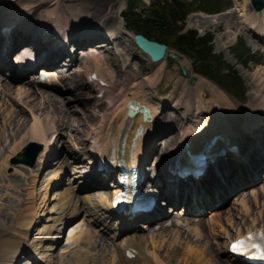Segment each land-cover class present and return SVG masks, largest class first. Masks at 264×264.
<instances>
[{"label":"rangeland","instance_id":"374dc122","mask_svg":"<svg viewBox=\"0 0 264 264\" xmlns=\"http://www.w3.org/2000/svg\"><path fill=\"white\" fill-rule=\"evenodd\" d=\"M50 1L51 0H0V9H4L5 7L12 11V9L20 5H27L28 3L34 2L31 6L32 10L30 13L34 11L37 13L38 7L39 13L42 15L43 13L46 14L50 12L52 8L50 3L53 1L59 5V11L62 15L60 17L66 21V24L64 23L65 26L71 28L74 22H84L88 24V27L92 29L94 34L98 29L99 33L102 32V38L105 37L106 39L101 38L96 42L84 43L83 48L77 49L75 46L73 49L71 48L70 57L76 54V60L69 66H58V70H62V72L60 71L58 74L63 78V81L36 84V82H34L35 74H30L23 82H16L5 78L0 73V230L1 228L10 227L14 220V212H22L23 208L32 205L33 202L31 198L33 197L37 214L33 215L35 224L31 228L27 242L30 247L33 248L35 244L42 241L40 252L42 251L41 253L45 256L50 254V251L46 249L51 245L50 237L47 236L45 227L50 226L52 223L51 221L56 217V208L53 206L55 203V194L67 188L75 189L76 191L80 184L79 180L74 177L77 173L71 168L70 171L64 170L61 172V169L55 164H48L40 169L36 163L33 167L13 165L10 163L13 157L12 155L8 157V166H5L2 165L3 159L7 154H10V152H7L6 155H3V152L5 147L9 145L10 147L18 146V142H21L23 139H28L27 134L29 133L31 119L33 116H37L43 122L42 124H44V126L47 125L49 128L44 140L41 141L42 150L45 147L43 142L50 140L45 152L52 153L54 150L55 153H58L54 161H58L66 156L64 148L67 147V149L80 152L78 156L82 159V162L76 163L72 161L70 165L85 164V162L86 164L87 162L89 163L87 160L89 156L87 152L89 147L87 140L88 131L92 127L97 126L105 111H111V104L108 103L106 98H102L96 93L97 88L90 82L86 85L85 77L87 74L95 72L93 67L90 66V61L92 62L96 59V64L101 65L102 68L105 69L107 73L106 78L109 83L111 82L118 96L126 90L125 94L128 97L134 95V98L137 97L141 99L143 97L148 101V105L150 106L151 104L158 112L166 107L167 111L159 115L161 119H158L161 122L158 126L168 131L163 137L156 136L154 140L156 143L153 141L154 146L157 145L161 150L160 152L157 151L151 154L147 162V167L151 166L152 161L155 163L157 158V162H159L161 160L159 158L166 154L170 146H165V140H168L169 137H173L178 144V142L182 140L181 133L183 130H189L190 127L195 128L203 123H210L213 121L214 116L211 113H213L212 108H215L214 106L216 104L219 105L220 112H224L225 114L228 113V117L232 118L236 123L239 122V119H242L241 115L244 113V119L262 115L263 121L260 125H264V37H258L254 32L255 27L248 26V23L245 21V19L250 16L253 18L252 14H248L251 10L249 4L250 0H230V8L223 12L226 13L231 10V14L228 13L230 15L228 18L231 23L230 29H227V21L219 23L216 26H203V21H201L200 18L192 19L198 26H190L189 17L192 16V14L186 18L184 23L185 30H195L199 35L207 32L213 35L212 43L214 53H220L225 63L233 66L240 76L244 91L239 97L234 95L233 92H228L214 82L194 73L191 67V60L180 55L173 49H168L167 56L164 60L159 63H150L135 47L132 39L133 33L125 30L120 19L121 13L127 11L126 0ZM10 17H12L11 13ZM73 30L78 31L76 28H73ZM94 34H90L88 37H96ZM240 39L249 49V54L253 56L254 60L259 61V64H255L254 61H251L244 66L238 61L231 51V48ZM101 44H103V46H101ZM170 55L175 56L176 60L171 58ZM87 63L89 64L87 65ZM182 69L185 71V74H182ZM188 78L192 79L191 85L187 83ZM3 84L8 85V89L1 87ZM53 85L56 87H53ZM124 85L128 88L124 87ZM21 86H24V88ZM79 86L81 88H78ZM20 89L24 91L23 94L16 95V92ZM129 89H131V91L127 92ZM26 92H29L32 96L28 95L27 97V95H25L27 94ZM75 96L80 99L81 103H73L74 101L72 100H75ZM113 101L115 104L119 103L117 99ZM249 107L252 109V112L246 113L247 109L250 110ZM242 110H245V112H241ZM11 116H16L14 124H9ZM164 116L168 117V120ZM63 118L66 120V125L71 131L69 135L64 133L65 130H63V128L60 129L61 126L59 125L62 124ZM17 122L19 126L16 125ZM22 122H24V126H21ZM171 123L172 125H170ZM173 125H176V127ZM211 125L213 128L216 126L214 123ZM15 127L16 129H13ZM17 128L19 130H17ZM244 133L246 132L244 131L242 134ZM14 134L15 140L12 141V135ZM28 143L29 140L27 143L25 141L23 146ZM16 153L13 155L15 156ZM70 159L73 160L72 158H69V160ZM88 165H86V167ZM49 173H52V175ZM260 175H262V178L259 182L232 194L220 208H217L219 213H221V218L218 223H221L220 225L224 228V232L219 228H215L211 234H208V219L211 215L210 213L217 209L209 211L203 218H200L203 219V221H201V228L204 226L206 227V234L209 235V241L206 240L205 234L194 236L189 233L187 226L195 224L199 219L182 217L177 208H170L172 212H168V217L159 222L160 225L164 224L163 226H170L171 223H177V229H170L169 231L171 232H162L159 230L160 225L158 223L149 228L138 230V234L143 235L149 242L153 240L156 244H161L158 246L156 253L158 257L165 260V264H180L181 262L178 261V254L182 252V249L184 251L186 246L190 244L194 245V243L204 248L205 253L210 256L211 264L217 263V258L225 261L227 259L224 253L226 241L228 240L227 237L232 238V236H235L238 232L242 233L248 231V228L251 230L257 227H264V170ZM31 180L35 182L31 184ZM28 183L29 185L26 186L25 184ZM61 184L62 186H60ZM107 189L109 190L111 187ZM93 190L94 188L90 191L86 190L76 193V195L81 198V196H85ZM30 192H33L34 195L28 197L27 195L30 194ZM7 195H9L8 197H10V199L7 198ZM108 195V193H104V195H101V198V196L96 197L94 194L91 195L90 201L94 206L99 205L101 202L104 204L106 198L108 199ZM42 199H44L45 203H41ZM240 201L244 202L246 211L241 209ZM38 205L40 207L39 209ZM83 207H87V204H80V208L82 209ZM80 211L81 212L75 216L73 220L71 219L68 224L63 226L61 233L58 235L60 237V245H58L59 248L54 251V260L59 262L61 258L63 261L60 260V264L61 262H63L62 264H71L69 263L71 262L70 255L81 247L79 240L82 233L91 232L92 236L96 235V244H94V246L98 244L96 247L101 249V244L99 243L102 242V237L103 247H105L104 251H98V249L94 246L92 247V245L87 247L88 249L90 248V250L95 249V252L98 251L95 257V263L102 264V262H106V264H113L115 262L114 264H121L116 255L113 256V263H111V251L114 247L108 236L109 234L113 236L111 232H113L115 228H110V231L106 233L105 237L100 232L101 229L97 226L95 227V223L91 221V217L85 215L83 210ZM167 211H169L168 208ZM190 222L193 223L191 224ZM93 227L95 228L92 229ZM166 229L168 228H164L163 230ZM172 232L176 233H173L174 235L171 238L170 234ZM79 233H81V235ZM162 233H164L161 235L163 237H159L161 239L165 237L163 240L157 237L158 234ZM55 235L54 233L53 236ZM127 236L126 233H123L115 237L114 241L115 243L121 242L123 239H126ZM171 239H173V242L170 244L168 242H170ZM190 240L192 243H190ZM178 241L179 243H177ZM185 242H189V244ZM180 243L183 244L181 245ZM169 245H171L170 249H168L169 254L167 253L166 255L164 254L165 248ZM171 248H176V251L173 249L174 251L171 253ZM29 254L31 256H22V258L18 260L19 263L16 264H32L34 259H39L34 254ZM174 254H177V257ZM42 259L43 261H38H40L41 264H45L44 258ZM3 260L4 259L0 256V264H3ZM55 261L54 264L56 263Z\"/></svg>","mask_w":264,"mask_h":264},{"label":"bare ground","instance_id":"6f19581e","mask_svg":"<svg viewBox=\"0 0 264 264\" xmlns=\"http://www.w3.org/2000/svg\"><path fill=\"white\" fill-rule=\"evenodd\" d=\"M32 4H34V2L28 3L27 5H20L19 7L12 9V11L8 10L5 7L4 9H0L1 15L4 18V20L7 19L8 17L10 18L11 12H14V14H16L15 16L16 20H13V22L3 21L4 23H7V24L11 23V25H15V26L12 29V32L9 34V36L6 39L0 38V47L4 46L3 48L0 49V62L3 63V65L1 66L2 67L1 69H4V68L10 69L12 67V63L17 64L18 66H23L25 64H28V62L31 60L32 62L36 61V63H38L39 66H41L43 69H48L50 68L51 64L53 67L54 58L57 59V61L55 62V65H58L59 58H61L64 54V52L62 54L63 48L61 49V48L54 47L53 44H57V43H56V40H53L52 38H41L40 36L34 38L32 34L27 31L28 28L31 27L32 25L34 26L35 31H37L38 29L39 31L43 29L48 30L49 28L51 29L53 27L62 28V26H64L65 27L64 31H66V36L67 35L73 36L72 37L73 41H74V34L82 35L80 37V40L82 43L84 41L86 42L87 40L89 42L92 41V38L90 37L89 39L88 36L90 34H94V32L92 31V29L88 27L87 23L74 22L73 26H71L72 27L71 31H69L70 28L64 25L66 21L60 17L62 15L59 11L60 10V8L58 7L59 5L56 4L55 2L52 1L50 3L52 6L50 12H47L46 14L43 13L42 15L41 13H39V9L37 6H36L37 13H35V11L31 12L32 14L30 13V11L32 10V7H31ZM228 13L231 14V10L226 13H223L220 15H214V16H206L204 14H192V16L189 17L190 18L189 25L198 26L195 24V22L192 19L200 18L201 21H203V26H216L219 23L227 21L228 22L227 29H230L231 23L229 22L230 19H228L230 16ZM248 14H252V17H253V18H251V16L249 17L252 20L249 18L245 19L246 23H248V26L255 27L254 32L258 35V37H261V38L264 37V10H262L260 16H258L252 10H250V13L248 12ZM18 19L22 21L20 22ZM50 26H53V27H50ZM73 28L74 29L76 28V30L78 31L73 30ZM96 31L97 32L94 34L96 36L94 37L95 38L94 42L102 38L101 36L102 32L99 33L98 29ZM102 39H106V38L103 37ZM64 40H66V38H64ZM75 41L79 43L77 40V37ZM29 45L31 46V49H33V53L36 54L35 58L26 56V55L24 56L21 55L22 52L29 50V48H26ZM101 46H103V44H101ZM145 58L147 59V57ZM89 60H92V59H89ZM70 62H73V61H70ZM89 63H90V66H92L93 69L95 70V73H97L96 75L97 78L101 80L102 82H105L106 86H104L100 90H102L103 92L102 97L106 98L108 103L111 104V111L110 112L109 110L105 111L103 116L101 117V121L98 122L97 126L92 127L88 131L87 140L89 141L90 148L95 149L92 151L98 152L99 156L112 157L113 159L119 160L121 163H124V165H127V167L129 166L130 161H132L135 165L138 163L140 165L145 164L146 162H148V159L149 157H151L152 153L157 152V151L160 152L161 150L160 147H158L156 144H155L156 146H154L153 144V141L155 140L156 136L163 137V135L168 131L158 126V124H160L161 122L159 121V119H161L159 118V115L167 111L166 107L161 109L160 112H158L157 109L150 104V102H149L150 106L148 105V101L145 98L143 97L141 99L137 97L134 98L135 95L128 97L125 94L126 90L120 93V95L118 96L114 87L111 85V82L109 83V81L106 78L107 73L105 69L102 68L101 65L96 64L97 63L96 59L92 62L90 61ZM89 63H87V65ZM56 72L50 71V73L52 74V78L54 79L56 78L58 79L60 75L57 72V76H58L57 77L55 74ZM28 75L29 74L27 72L17 77L15 76L14 72L11 71L10 73L11 79H13L16 82L17 81L23 82ZM46 75H48L47 72H46ZM86 77L88 78L89 76H86ZM61 80L63 81L62 78ZM87 84L88 83H86V85ZM94 84L96 86L99 85L98 82H95ZM1 87L8 89V85L3 84V86L1 85ZM124 87H127V86L124 85ZM22 88H24V86ZM78 88H81V87L79 86ZM130 91L131 89L127 90V92H130ZM17 92H16V95H22L24 91L20 89ZM26 93L27 94L25 95H27V97L28 95L32 96V94H30L29 92H26ZM74 99L75 100H72L74 101L73 103H76V102L81 103L80 99L76 98V96L74 97ZM114 99H117V102L119 103L115 104L113 101ZM135 102H137L141 106L150 108L149 111L151 115V121H143L141 113H137L133 117L126 116L127 105L135 103ZM214 107L215 108H212L213 113H211L214 116L213 121H211L210 123H203L201 124L202 126L199 125L195 128L190 127L189 130H183V132L181 133L182 140L179 141L178 144H177V141L173 137H169L168 140H165L166 141L165 146H168V147L170 146L169 149L165 148V149H168L167 151H169V158L180 156L181 157L180 161H184L185 160L184 158L189 159V157L191 156V153H197L203 147H207L209 141L215 135L219 133H220L219 134L220 137L216 139L213 148L215 149L216 147H218L221 141L222 143L225 142L226 144L227 142H231L232 145H234L236 148H238V150H240L238 153V156L227 158L225 160H216L215 163H213V165L208 169V172L205 177L201 178L199 181L191 182V183L180 182V180L175 181L172 184L165 182V178L163 174L165 173L164 167L161 166V169L159 171V168H157V165L160 166V164L157 162L156 159H155L156 160L155 163H153L152 161L151 165L154 164L153 169L156 170V173H157V177L154 179V181H156L157 184L160 185L159 193L155 192V195L158 194L157 202L159 203L156 204L153 212L145 216L146 218L144 219L150 220L151 223L158 224V222L166 218V214L162 211L163 210L162 204L164 202L169 203L171 206H177L179 204L183 206H187L188 211H190V208L193 207L192 203L194 201L195 205L198 207L197 210L201 209L202 213H204L209 208L218 206L216 205L218 202L220 203L223 202L232 193H236L242 188L253 186L257 182H259L260 171L264 167V126L260 125V123L263 121L262 115H259V117L244 119L243 118L244 113H243L241 115L242 119H239V122L236 123L233 121L232 118L228 117L229 115L228 113L225 114L224 112H220L221 110L218 104H216ZM251 110H252L251 108L250 110L247 109L246 113L252 112ZM241 112H245V110H242ZM164 117L167 118L168 120V117L166 116ZM15 118L16 116L15 117L11 116V121L9 124H14ZM65 121L66 120H64L63 118L62 124L59 126H61L60 129L63 128V130H65L64 131L65 134L69 135L71 131L70 129H68V126L66 125ZM42 123L43 122L37 116L32 117L31 122H30L29 133L27 134L28 139L27 140L23 139L21 142H18L19 143L17 144L18 146L10 147L9 145L8 147H5L3 155L4 154L6 155L7 152H10V154H7L6 157L3 159L2 165H5V166L7 165L8 157L10 155L14 156L13 154L16 152L18 153L19 150L24 145L25 141L26 143L28 142V140L29 142L35 141L36 143L41 144V141L44 140V137L46 136V132L49 129L47 125L44 126V124ZM213 123L216 124L215 128H213V126L211 125ZM16 125H18V122L16 123ZM22 125L24 126V122H22L21 126ZM170 125H172V123ZM174 127H176V125ZM13 129H16V127ZM17 130L19 129L17 128ZM244 131L246 133L242 134ZM12 139H13L12 141L15 140V134L12 135ZM12 141H11V144H12ZM49 141L50 140L43 142L45 144L44 145L45 147L43 148V150H41V152L36 158L35 163L37 164L39 169L43 166H47L48 164L50 165L55 164L61 169V172L64 170L70 171L71 169H73V171L77 173L74 177H76L75 179L79 180L80 184L78 183L79 186L77 187L76 191L75 189L67 188V189L61 190V192L58 191L55 194V199H54L55 203L53 206L56 208V217L51 221L52 223L50 226L45 227V230H46L45 232L47 236L50 237V242H51L50 247L46 249L47 251H50V254L47 256L42 254L41 253L42 251L40 252L41 247H42L41 245L42 241H39L37 244H35L33 248H31L29 243L27 242L31 228L35 224V221H33V215L37 214L33 197L31 198L33 202L32 205L23 208L22 212H18V213L14 212L13 214L14 220L12 221V225L4 229L1 228L0 230V256L1 258L4 259L2 261L3 264H16V262L19 259H21L22 256H28L29 253L34 254L37 258H39L38 260H43L42 258H44L46 264H54V261H55L53 258L54 251H56V249L59 248L58 245H60L59 244L60 237L58 235L61 233L63 226L68 224V222H70L71 219L73 220V218L81 212L80 210H83L85 215L91 217V219H94L93 222H95L96 225L100 224L103 226V229L105 230L108 229V232L110 231L109 226L111 223H113L111 226L114 227L116 230L115 234L117 233V230L119 231L128 230V229L135 227V222L133 220H129V221H126L120 224L121 219L116 218V216L113 213H109L107 211L108 201L105 204L101 202L97 206L92 205V202L90 201L91 195L95 194L97 197V196L104 195V193L105 194L110 193L108 192V190H104V188L106 187L105 183L101 179H98L97 177H95L94 172L90 170V167L88 168L89 166L88 162L87 164L85 162V164L81 163V164H73V166L70 165L72 161H75L76 163L82 162V159L80 158V156H78L80 152H75L74 150H70V149H67V147H65L64 153L66 154V156L59 159L58 161L50 160V158H53V159L56 158L58 153H55L54 150H53V153L45 152L46 147H48L47 145L49 144ZM78 144L82 145L81 143H78ZM170 144L173 146H171ZM89 153L90 151H88V155L91 156ZM69 158H72L73 160L71 159L69 160ZM90 158L91 157H88L87 160L90 161ZM86 165L88 166L86 167ZM150 167L151 166H149L148 170L151 169ZM50 175H52V173ZM150 176L152 175L150 174ZM146 178H148V174ZM30 182L32 184L35 181L31 180ZM25 185L27 186L29 185V183ZM60 186H62V184ZM100 187L102 188L101 190H95V191L93 190L92 192L87 193L85 196H81V198L77 197L76 195V193H79L81 191L83 192L86 190L90 191L92 190V188L96 189ZM33 195H34L33 192L32 193L30 192V194H28L27 196L30 197ZM8 196L9 195H7V198L10 199V197ZM43 202H44V199H42L41 203ZM83 203L87 204V207L85 208L83 207L81 209L80 204H83ZM240 203H241V209L246 211L244 202L240 201ZM39 208L40 207L38 205V209ZM169 212H172V210H169ZM210 214L211 215L208 219V222H209V228H208L209 233L208 234H211L215 228H219L221 231L224 232V228L222 227V225H220L221 223L220 224L218 223L219 219L221 218V213H219L218 210H215L211 212ZM113 218L115 221H112ZM201 221L203 220H199L198 223L194 222L195 224H192L193 222H190L192 225L187 226L188 231L194 236H201L205 234L206 240L209 241V235L206 234L207 229L205 226L201 228L202 226ZM163 225L161 224L159 227V230L162 232H167L170 229L171 230H175V228L177 229V223L175 224L171 223L170 226H163ZM95 227H93L92 229H94ZM142 227L147 228L148 226L142 225ZM164 228H168V229L163 230ZM248 231H249V228H248ZM82 232H85V231H82ZM54 233L56 234L55 236H53ZM173 233H176V232H172L171 234L169 233L171 235V238L174 235ZM79 234L81 235V233ZM163 234L164 233L158 234L157 237ZM240 234L241 233L238 232L237 234H235V236H232V237H237ZM103 235L105 236V234ZM164 238L161 239L159 237V239L161 240H163ZM101 239H102L101 241L103 242L102 237ZM110 239H111L110 241L113 244L112 246L114 247V249L111 251L112 252L111 253V257H112L111 263H113V256L116 255L121 264H165V260L161 257H158L156 253L158 246H160L161 244L159 245L156 244V242H154L152 239H151L152 241L149 242L146 240V238L143 235L141 234L139 235L138 233L137 234L132 233L125 240L121 242H117V243H115L114 237H111ZM173 239H171V241L168 243L171 244V242H173ZM227 239L229 238L227 237ZM79 241H80L81 247H79L75 251L73 250L74 252H72L70 255L71 262L69 263L71 264H96L95 257L97 256L98 251H101V250L104 251L105 249V247H103L104 246L103 243L102 242L99 243L101 244L100 245L101 249H98L96 247L98 246V244L94 246V244H96V235L92 236L91 232H87V233L85 232L84 234L82 233V236L80 237ZM177 243H179V241ZM187 243L189 244V242ZM190 243H192V241ZM193 243H194V240H193ZM89 245H92V247L94 246L95 248L98 249V251L95 252L96 251L95 249L93 250H90V248L88 249L87 247ZM190 245L186 246L184 251L182 249V252L178 254L179 256L178 261L181 262V263L180 262L178 263L180 264H211L210 256L205 253L204 248H201L200 245L199 246H197V244L195 245V243L194 245H191V246ZM168 247L165 248L164 254L166 255L171 245H169ZM207 247H208V244H207ZM173 249H175L176 251V248H173ZM173 249L171 253H173L174 251ZM224 253L227 256V259L223 261L217 258L216 256L217 263L215 262V264H233V259H231V257L227 254V250ZM129 254H132V258L129 257ZM60 260L63 261L61 258ZM60 260L59 262L57 260L55 262L56 263L58 262L60 264ZM62 263L63 262H61V264ZM102 264H106V262H102Z\"/></svg>","mask_w":264,"mask_h":264},{"label":"trees","instance_id":"16d2710c","mask_svg":"<svg viewBox=\"0 0 264 264\" xmlns=\"http://www.w3.org/2000/svg\"><path fill=\"white\" fill-rule=\"evenodd\" d=\"M230 4V0H126L127 11L121 18L126 30L167 45L191 60L194 73L239 97L244 91L240 76L220 53H214L213 35L207 32L200 36L195 30H184L190 13L216 14ZM231 51L244 66L251 61L259 64L241 39Z\"/></svg>","mask_w":264,"mask_h":264},{"label":"water","instance_id":"95a60500","mask_svg":"<svg viewBox=\"0 0 264 264\" xmlns=\"http://www.w3.org/2000/svg\"><path fill=\"white\" fill-rule=\"evenodd\" d=\"M250 6L252 10L257 12V15L260 16L264 8V0H250ZM134 45L149 58L153 63H158L162 61L165 57V52L167 46L162 43H158L153 40L146 39L141 34H133ZM171 56V55H170ZM176 60L175 56H171ZM182 73L185 74V71L182 69ZM187 83L192 84V79L188 78ZM140 111L142 113L143 120H151L150 111L145 106H141L138 103H133L127 105V116L132 117L136 112ZM41 150V146L35 143H29L25 146L22 152L18 153L16 157L12 158V164H24L26 166L32 167L35 163L36 157Z\"/></svg>","mask_w":264,"mask_h":264},{"label":"snow or ice","instance_id":"6c2138e0","mask_svg":"<svg viewBox=\"0 0 264 264\" xmlns=\"http://www.w3.org/2000/svg\"><path fill=\"white\" fill-rule=\"evenodd\" d=\"M251 239H252L251 236L246 238L247 241H251ZM245 246H246V241L245 240H239V241H236L235 243L232 244L231 250L233 252L242 253V250L244 249ZM252 246L255 247L256 245H252Z\"/></svg>","mask_w":264,"mask_h":264}]
</instances>
